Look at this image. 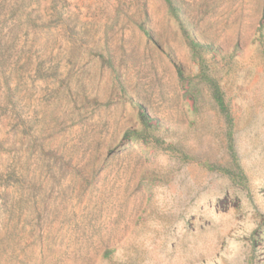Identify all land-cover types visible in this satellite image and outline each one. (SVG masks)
I'll return each mask as SVG.
<instances>
[{
    "label": "rangeland",
    "instance_id": "obj_1",
    "mask_svg": "<svg viewBox=\"0 0 264 264\" xmlns=\"http://www.w3.org/2000/svg\"><path fill=\"white\" fill-rule=\"evenodd\" d=\"M0 0V264H264V0Z\"/></svg>",
    "mask_w": 264,
    "mask_h": 264
},
{
    "label": "trees",
    "instance_id": "obj_2",
    "mask_svg": "<svg viewBox=\"0 0 264 264\" xmlns=\"http://www.w3.org/2000/svg\"><path fill=\"white\" fill-rule=\"evenodd\" d=\"M165 2L167 3V6H168L171 14L178 18L179 17L178 16V9L174 5L173 0H165Z\"/></svg>",
    "mask_w": 264,
    "mask_h": 264
}]
</instances>
